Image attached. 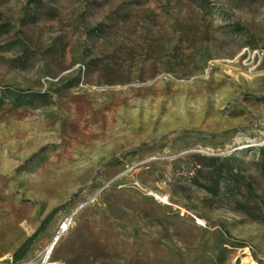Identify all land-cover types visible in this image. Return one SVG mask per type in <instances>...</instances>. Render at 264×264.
Segmentation results:
<instances>
[{"label":"rangeland","instance_id":"rangeland-1","mask_svg":"<svg viewBox=\"0 0 264 264\" xmlns=\"http://www.w3.org/2000/svg\"><path fill=\"white\" fill-rule=\"evenodd\" d=\"M50 249L264 264V0H0V264Z\"/></svg>","mask_w":264,"mask_h":264},{"label":"trees","instance_id":"trees-1","mask_svg":"<svg viewBox=\"0 0 264 264\" xmlns=\"http://www.w3.org/2000/svg\"><path fill=\"white\" fill-rule=\"evenodd\" d=\"M61 208H56L53 211L54 213H57ZM44 226L40 228L36 233H34L32 236H30L14 253V259L15 261H19L27 254L29 249L31 248L32 244L36 240V238L40 235V233L43 231Z\"/></svg>","mask_w":264,"mask_h":264},{"label":"bare ground","instance_id":"bare-ground-1","mask_svg":"<svg viewBox=\"0 0 264 264\" xmlns=\"http://www.w3.org/2000/svg\"><path fill=\"white\" fill-rule=\"evenodd\" d=\"M66 226H67V224H64L63 227H62V230L66 229ZM54 245H55V243L52 245V248H53ZM51 249L49 250V252L47 253V255L45 257V260L43 262L44 264H57L56 262L54 263V262L51 261Z\"/></svg>","mask_w":264,"mask_h":264}]
</instances>
